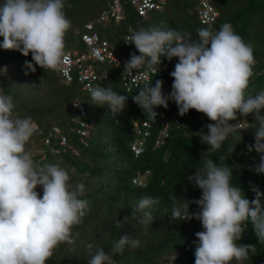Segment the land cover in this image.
Returning <instances> with one entry per match:
<instances>
[{"label":"trees","instance_id":"16d2710c","mask_svg":"<svg viewBox=\"0 0 264 264\" xmlns=\"http://www.w3.org/2000/svg\"><path fill=\"white\" fill-rule=\"evenodd\" d=\"M3 0H0L2 3ZM110 0H65V14L71 26L65 33V53L77 51L85 54L82 42L84 34H96L116 50V57L129 60L135 52L124 45V37L140 28L152 26L161 30H177L198 39L197 30L207 27L216 32L225 24H231L235 34L251 45L254 55L253 75L250 78L246 94L255 95L264 90V0H210L216 10V20L211 25L201 24L196 10L198 0H166L161 10L149 11L141 16L128 2L124 6L122 18L115 24L112 20L98 22L99 16L106 11ZM91 25L88 29L87 25ZM3 37L0 36V44ZM139 55V53H136ZM178 58L169 61L161 57L158 70L150 79V86L157 80L163 81V93L171 92L173 77L170 71ZM32 61L31 53L26 57L17 50H5L0 47V92L11 95L15 108L13 117H30L36 130L25 145L32 154L34 163L43 166L46 163L59 164L70 171V184L84 185L79 196L87 202L80 223L71 229L67 241L61 242L53 250L46 264H88L91 254L97 248L111 253L114 242L123 234L138 240L139 246H125L122 253L113 255V264H195L196 232L203 231L200 221L179 220L172 216L174 206L183 204L184 199H199L201 190L190 183L189 175L203 167L202 154L213 159L218 165H229L233 170L232 183L242 189L245 198L254 199L252 187H258L264 193V173L257 174L250 169L259 162L260 154L249 153L247 145L254 144V114L246 118L237 114L244 129L240 133L230 134L220 149H209L202 143L200 136L206 134L205 125L214 123L195 109L184 116L178 114L176 104L169 101L168 108L154 107L156 117L146 114L133 97L147 86L132 87L126 91L122 84L123 70L107 62L92 59L85 60L98 74H106V79L94 82V87H110L117 94L128 97L125 109L114 115L106 106L94 104L90 92L82 90L73 70V81L65 82L58 71L45 70L35 65L32 72L25 62ZM164 67V68H163ZM75 102L85 109V118L74 110ZM143 112V114H141ZM175 114L178 125L170 123L168 138L164 145L153 148L157 130L160 129L161 116ZM264 114V110L262 113ZM73 118L91 123L86 145L80 142L77 125ZM148 121L150 136L141 138L134 129L135 123ZM169 122V121H168ZM235 121H230L234 123ZM57 129L58 133L54 132ZM204 132V133H203ZM65 144L61 145V139ZM45 140L48 144H45ZM142 140V151L133 156L130 146ZM141 176L142 184L135 185L133 179ZM36 191L42 196L40 186ZM143 197L159 199V204L151 209L152 224L143 225L139 221L143 212L131 216L134 206ZM261 203L264 204V198ZM195 204L189 205V211H197ZM147 211V209H146ZM128 217L127 220H124ZM117 221H120L117 226ZM237 241L242 245H253L246 259L231 264H264V243H260L251 222ZM93 245L88 249V245Z\"/></svg>","mask_w":264,"mask_h":264},{"label":"clouds","instance_id":"9594fccd","mask_svg":"<svg viewBox=\"0 0 264 264\" xmlns=\"http://www.w3.org/2000/svg\"><path fill=\"white\" fill-rule=\"evenodd\" d=\"M65 0H3L0 3V36L5 50H17L22 55L31 53L32 62L25 65L32 72L35 65L45 70L60 71L66 64L65 33L71 26L66 17ZM198 39L177 30H161L152 26L140 28L128 37L133 52L124 68L129 76L143 78V67L161 64V57L178 62L174 71L171 92L162 91L163 81L150 84L133 101L156 117L154 107L168 108L176 104L178 114L184 116L191 109L205 114L214 123L205 125L207 133L200 136L209 149H220L230 134L240 133L237 114H254V144L247 145L249 153L260 154L251 171L264 173V90L255 95L246 94L253 75L254 55L251 45L235 34L231 24L225 23L216 32L207 27L197 30ZM91 99L118 115L128 97L117 94L110 87H90ZM79 106L80 103H74ZM15 104L11 95L0 92V264H46L53 250L69 239L71 229L80 223L87 202L79 196L84 185L70 184V171L59 164L37 166L25 145L34 132L30 117H13ZM230 121H236L230 123ZM133 154V153H132ZM202 154L203 167L187 178L201 190L199 199L174 206L171 214L179 220L196 219L203 231L195 233V264H231L248 257L253 245L238 244L242 233L251 222L260 243H264V198L258 187L251 201L240 187L233 185V170L229 165H218ZM134 156V155H133ZM40 186L42 196L36 191ZM159 199L143 197L133 207L131 216L143 212L139 221L152 224L151 209ZM195 204L197 211L190 212ZM147 209V211H146ZM125 217L124 220H127ZM120 221H117L119 226ZM139 241L128 234L119 237L106 253L97 248L88 264H113V255L122 253L125 246L138 247ZM91 250L93 245L89 244Z\"/></svg>","mask_w":264,"mask_h":264},{"label":"built area","instance_id":"2783aa9c","mask_svg":"<svg viewBox=\"0 0 264 264\" xmlns=\"http://www.w3.org/2000/svg\"><path fill=\"white\" fill-rule=\"evenodd\" d=\"M130 3L138 15H145L147 12L155 10H161L166 2V0H110L107 9L103 12L99 18L98 22H107L112 20L115 24L119 23L122 14L124 11V6L127 3ZM196 15L201 24L211 25L217 17L216 10L211 6L210 0H198V7L196 10ZM87 28L90 29L91 25H87ZM132 35L130 32L124 37V45L128 47H132L135 53H139L133 44H126L128 37ZM82 42L85 45V54H79L77 51H68L66 52V64L64 68L59 72V76L67 83L73 81L72 72L76 71L77 81L81 85L82 90L89 92V88H94V82L100 79H106V74L98 75L91 65H85L84 61L87 59H92L99 62H107L108 64H112L114 67H121L123 70L122 76V84L125 87L126 91L131 90L132 87H137L140 85L147 86L150 82L152 76H154L157 72L156 67L148 68L143 67L140 71L143 74V78L135 79L133 76L137 74V70H133L132 76H129L128 72H125L124 64L125 60H120L116 57V50L113 46H110L109 43L105 40H101L96 34H84L82 36ZM128 61V60H127ZM178 60L176 61V63ZM164 68V67H163ZM174 71V68L170 71V73ZM78 103V102H75ZM74 110L79 114L78 116L85 118L87 113L85 109L79 104L76 106L73 104ZM143 114V112H141ZM162 120L160 121V129L157 130L156 137L153 141V148H157L159 146L164 145L165 141L168 138L169 133V125L170 123L174 125H178L179 120L175 114H170L168 116H161ZM72 121L78 126L77 134L79 135L80 142L83 145H86L85 138L89 135V130L91 129V123L86 120L73 118ZM169 121V122H168ZM238 121H240L238 119ZM236 122V121H235ZM234 122V123H235ZM150 123L148 121H142L140 124L135 123L134 129L137 134L141 136L142 140L146 139L150 136ZM241 128L243 127L240 122ZM36 127L34 126V131ZM54 132L58 133L57 129H54ZM142 140H137L133 142L130 146V150L133 155L136 157L142 151ZM45 144H48V141L45 140ZM61 145L65 144V139L62 138L60 141ZM133 183L135 185H141L142 180L141 176L137 175L133 179Z\"/></svg>","mask_w":264,"mask_h":264}]
</instances>
